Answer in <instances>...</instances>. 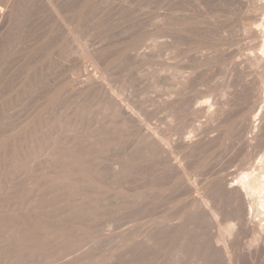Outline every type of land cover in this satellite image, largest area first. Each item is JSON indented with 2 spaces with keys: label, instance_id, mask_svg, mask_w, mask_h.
Segmentation results:
<instances>
[{
  "label": "bare ground",
  "instance_id": "6f19581e",
  "mask_svg": "<svg viewBox=\"0 0 264 264\" xmlns=\"http://www.w3.org/2000/svg\"><path fill=\"white\" fill-rule=\"evenodd\" d=\"M64 1L65 0H0V59L5 54L7 49H9L11 47H16L15 46L16 44L11 43V42H12V39H15V38L20 40L17 36L15 37L16 31L20 27H22L24 29V32H25V29L28 31L32 30V25H33L32 20L33 19L29 18V16H31L32 14L29 15V12H27V11L46 9L49 12V16H47L48 14H46L43 16V18L45 16L50 17V15L52 17V15H53V23L52 24L56 25L57 27H60L61 32H63L62 36H60L61 34L59 35L60 37L58 36L59 37V38H57L58 43L56 45V47H57L56 49L58 50L59 54L61 55L63 62L68 63L71 60H72V62H74V61L77 62L80 60V62L84 61V62L89 63V65L91 67L94 66V68H93L94 72L92 73V72L88 71V69L86 70V68L83 67L84 66L83 64L73 63V64H75L73 69L74 68L75 69L70 72L71 73L70 75H71V78H73V79L75 78V79L67 85L68 90L66 92V96L67 95L72 96V97L75 96V98H74L75 101H77L76 98H80L78 100L79 101L78 104H80V105L77 106L71 100V101H68V103L70 102L68 106H74L75 110L74 111H73V109L71 110V115H72L71 117L73 119L74 127L79 132H81L83 134L74 135V136H72L73 135L72 134L70 136H67V138H66L67 142L65 144L66 146L63 145V146H65V148H67V150L63 147V149L66 150V151H64L63 155H61L59 153V152L63 153V151L58 152L57 150H55V144L50 145L51 143H50L49 139L54 138V137L51 136L49 138L48 135L46 136L45 134L44 135L48 138L49 142L44 141L43 143H39L36 140V143L38 145L37 148L35 150H32L31 152H27V153L34 158L45 157V158H54L57 160L58 155L63 157L62 158L63 163H61L62 166L59 163L58 164L60 167H63V165H64V167H63L62 171H58V172H61V175L64 176V178L63 177H62L63 179L61 178L62 181H60L59 179H57V180H59L60 182L64 181L63 185L66 186L67 193L71 194V197H73V195H74V198L76 201L78 199V201L80 203L82 202V204H83L82 213L85 210L87 212L85 211L86 214L84 212L83 215H82V213H80V214L83 216V219L85 218L86 221L92 219L90 217L92 215H90V214H92L91 212L94 211L93 208L95 207L96 204H98V203L101 204V203H103V201H105V203H106L105 199H106L107 195H104V194H105V192L109 193L108 192L109 190L104 185H102L103 183L100 180V177L101 178L104 177L101 175L102 169H101V171L97 172V168H98V170L100 169L99 168V166H100V164H99L100 153H104V150H107V151L113 150V152H115L118 149V152H116V157L110 158V162H111L110 169H109L108 165H107L108 167L106 166V168H108L110 171V174H109L110 180L113 179L114 181L116 180V182H119V180L124 179V175L126 173H130V171H133V169L136 170L138 168L145 167L144 165H146L150 169V172L152 174L155 173L157 175V177L155 176L156 179L157 178L159 179V177L164 179V183L166 182V190L169 193L176 194V198L173 200V203H175V204H173V206H167V208L164 211L165 212L164 213L165 218L164 217H163L164 219L162 218L163 221L154 222V221H152V219H153L152 218V219H150L152 222H149L147 219V222H143L141 225H128L124 229H121L120 225L118 226L119 228H117L115 226L116 230L113 232V235L111 236V242L110 241L109 242H110V246H111V254L110 255H111V257H113L115 263H117V264H245V262H246V264H264V152L262 151L263 152L262 156L255 161H254L255 157H253V154H254L256 148H259V147H257L258 145L256 146V144H258L257 142H259V141H261L260 143L264 142V18L260 22L258 20V13L261 11H264V4L257 5V4L253 3L251 6L246 5L244 15L242 14L243 12L241 13L244 16V17H242L244 20L243 30L245 32L250 33V35L252 36L251 38H253V40L255 41V46L257 47L258 52L255 55H251V54L246 55L242 59L241 63H239V64H231L230 63L227 67L228 72L225 71L226 73L224 74V77L222 78V82L218 85V87L213 85L214 86L213 88H212V86L209 89L206 88L208 90L205 91L206 90L205 89L204 90L205 92L202 90H201L202 92H194V90L192 89L191 94H189L190 92H188L187 85L190 83L191 80H193V78L190 77L192 79L190 81H188L190 79L189 75L192 72V70L190 72V70H188V69H190L192 67H190V68L188 67V69H186L187 66L185 65L186 66L185 67L183 65V60L185 59V57L188 55V53L190 51H193L194 55L198 54L200 56L201 61H202V59H204V55L208 54L206 49H208L207 47H209V46H207V47L206 46H200L197 48L195 45L194 49L193 48H191V49L190 48H184L182 46L181 39H183V36L186 37L187 32H189V31L191 32V30L188 31V26L191 25L190 24L191 22L189 21L190 23L187 24L188 22L186 23V22L181 21V14L184 13V12L181 13V0H161V2H162V6L160 5L162 8V10H161L162 12H160L161 15H160V13L157 14L156 8H153V6H152L153 11L155 10V13L157 15L153 11H152V13L156 16H159V18L161 16L160 24L159 23L158 24L160 26L159 32H160L161 39H162L161 40L162 42L161 41L160 42L162 45V56H163V58H162V64L160 65V66H162V68H160L162 70V73H159V75L157 77V78H159L161 76V80L159 79L160 80L159 84H160L162 94L159 95V96H161L160 97L161 99L158 101L159 102L158 103L159 109L162 110L161 113L163 112V114H165V117H164L165 118V126H164L165 128H163L161 130V129H158L159 126L156 128H155V126L151 127L145 121H143V119H142L143 114H141L140 109L134 103H132L130 101V98H129L130 94L128 93L130 88L126 87L125 86L126 84H124V82H125L124 79H126L125 75H124V71H123V75L121 74L122 76H119L115 72L117 69H113V66H115V68H117L116 67L117 63H119L118 61L121 60V58H118L119 60H116V58H113V60H111L109 63L105 62L103 64V66H101L104 68H101L100 64L102 63V58H105L103 51H105L106 49L103 50L101 48L103 50V51H101L100 47L103 45H100V47H99V44L97 43L98 41H96V44L93 41L94 42L93 44H95V45L98 44L97 47H99L98 49L100 50V52L96 51V48H95V51L91 50L92 48L89 49V47L87 46L88 43L86 44L84 42L87 39L83 40V38H88L89 36L90 37L93 36V33L91 35H89L91 32L89 34L86 33L87 34L86 36L89 35L88 37L83 36L85 34V32H83V30L84 31L86 30V28L83 29V27L88 26V18L86 19L87 24L85 23L86 25L84 26V22H83L84 12L82 14V10L76 9V10H74L73 13H69V14L65 13L66 11L64 8L67 9L72 4H70L71 1L69 0V2H70L69 6L64 7V5H63ZM150 1L153 2V0H150ZM156 1H159V0H156ZM191 1H189V2H191ZM78 2H79V0H78ZM80 2L82 3V0ZM91 2H92V0H91ZM159 2H157V4H159ZM194 2H196V1H194ZM255 2H256V0H255ZM65 3H67V2H65ZM191 3H193V2H191ZM203 3H205V2H203ZM206 3H207V1H206ZM92 4H93V2H92ZM196 5H198V4H196ZM200 5H201V3H200ZM88 6H89V4H88ZM83 7H85V5ZM90 7H92V5H90ZM102 7H103V5H102ZM196 7L199 8V6H196ZM161 8H159V9H161ZM191 8L195 12L194 8L193 7H191ZM198 8H197L196 12L199 11ZM202 8H203V5L199 9H202ZM70 9H72V8L70 7ZM96 9H97V7H96ZM184 10H186L188 12L191 9H188V10L184 9ZM192 10H191V12H192ZM203 10H204V8L202 9V11ZM207 10H209V9H207ZM144 11H145V9H144ZM70 12H72V11L70 10ZM118 12H117V14H118ZM35 13H37V12H35ZM91 13H90V16H88L89 13L87 16L91 17L92 16ZM198 13L201 14L202 12H198ZM207 13L208 12H206V14ZM209 13H208V15H209ZM25 14L29 15L26 18L27 20L24 18ZM41 14H43V13L41 12ZM39 16H41V15H39ZM142 16L144 17V15H142ZM205 17H207V15H205ZM32 18H33V16H32ZM45 18H44V20H45ZM208 18H211V17H208ZM47 19L51 21V19H49V18H47ZM154 19H155V17H154ZM48 20L46 22H48ZM38 21L40 22V19ZM42 21H43V19H42ZM91 21H93V19H91ZM209 21L210 20H208V23H210ZM153 22H154V20H153ZM89 23H91L90 20H89ZM155 23H157V21H155ZM242 23H243V21H242ZM46 24H48V27H49V25L50 26L52 25L49 23H46ZM53 25H52V27H53ZM56 26H55L56 29L54 28L55 30H57ZM91 26H93V25H91ZM91 26H89V27H91ZM155 26L156 25H154V27ZM33 27H35V26H33ZM39 27H40V25H39ZM39 27L36 29H39ZM93 27H92V29H93ZM137 27H139V26H137ZM193 27H195V25ZM35 28H33V29L36 30ZM42 28H44V27H42ZM189 28H190V26H189ZM195 28H197V27H195ZM202 28L206 29L204 27H202ZM48 29H51V28H47V25H46L45 30H48ZM88 29H90L92 31L91 28H88ZM40 30H41V27H40L39 31ZM45 30H43V32ZM89 31L87 30L86 32H89ZM49 32H50V30L48 31V33ZM154 32H155V30H154ZM156 32H157V30H156ZM20 34H18V35H20ZM58 34L59 33H57V35ZM154 34L156 35V33H154ZM53 35H54V33H53ZM55 35H56V33H55ZM28 36L30 37V35H28ZM28 36H26V37H28ZM94 36L91 38H94ZM152 36H153V34H152ZM152 36L150 35V37H152ZM26 37H23V38L27 39ZM55 37H57V36H55ZM147 37L148 36H146V38ZM153 37H156V36H153ZM157 37L159 38V35H157ZM192 37H195V36L193 35ZM91 38H89L90 41H92ZM95 38H96V36H95ZM139 38L140 37H138L137 40H140ZM158 38H156V39H158ZM187 38L188 37H186V39ZM16 39L14 41H16ZM31 39H33V38H31ZM38 39H39V36H38ZM149 39H151V38H149ZM194 39H196V37ZM21 40H22V38H21ZM89 40H87V41H89ZM137 40H135V41H137ZM28 41L30 42V40H28ZM34 41H36V38ZM153 41L157 42L156 40H153ZM160 42H158V43H160ZM17 43H20V42H17ZM35 43L32 44V42H31V45L33 46ZM13 44H15V45L13 46ZM126 44H127V46L129 45L128 43H126ZM130 44H131V42H130ZM133 44H134V41H133ZM140 44H143V43H140ZM17 45L20 46L19 44H17ZM23 45H24V43L21 45V47ZM26 45H27V47L30 46V45L28 46V42L26 43ZM137 45L138 44H134V47L128 48V49H130L128 51L123 50L124 52H122L123 54H121V55L123 56V55H125L126 52L128 53L131 50L137 51L139 49V46H137ZM150 45H152V44H150ZM143 46H144V44H143ZM143 46H141V47L143 48ZM38 47H43V46H38ZM151 47H153V46H151ZM29 48H31V47H29ZM29 48H27V49H29ZM93 48H94V45H93ZM153 48H155V46ZM47 49H49V47ZM47 49H46V51H47ZM123 49H124V47H123ZM13 50L14 49H12V51ZM19 50H17V51L15 50V51L17 53H19L20 52ZM24 50H22V51H24ZM32 50H31V52H34V50L33 51ZM43 50H45V49H43ZM22 51H21V53L23 54ZM28 51H26V52H28ZM46 51H45V53H46ZM110 51H112V50H110ZM40 52H42V51H40ZM13 53H15V52H13ZM13 53H12V55H13ZM25 53L23 54L24 56H25ZM38 53H39V51H38ZM106 53H107V51H106ZM140 53H142V52H140ZM34 54H36V52H34ZM8 55L9 54H6L3 57H6ZM23 55H22V57H24ZM30 55H32V53ZM107 55H109V54L107 53ZM20 56H19V59L22 60L21 59L22 57L20 58ZM46 56H48V55H46ZM122 56H120V57H122ZM32 57H34V56H32ZM201 57H203V58H201ZM7 58H10V56ZM11 58H12V56H11ZM15 58L13 57V59H15ZM58 58H60V57H58ZM26 59H27V57H26ZM34 59L35 60H32L34 62H31L32 65H34L35 62L42 64L43 62L47 61L43 57H40V56H39V59H36V58H34ZM152 59H154V58H152ZM209 59H210V56H209L208 60ZM8 60H10V59H8ZM11 60H10V62L12 64V61H14V60H12V61ZM15 60L17 62V59H15ZM50 60L54 61V59H50ZM50 60L48 62H50ZM213 60H215V59H213ZM4 61H6V60H4ZM23 61H25V60H23ZM23 61H21L22 64H23ZM197 61H200V60H197ZM233 61H235V60H233ZM25 62L27 63V61H25ZM56 62H58V61H56ZM121 62H122V60H121ZM59 63H61V62H59ZM184 63H185V61H184ZM200 63H202V62H200ZM11 64H9V68L11 67L10 66ZM111 64L113 66H111ZM127 64H129V63H127ZM188 64H189V62H188ZM202 64H205L203 66H206V61L203 62ZM13 65H14V63H13ZM29 65H30V61H29ZM54 65L52 67H54ZM66 65L67 64H65V66ZM4 66H5V64H4ZM6 66H8V65H6ZM23 66L24 65H22L21 69L23 68ZM34 66H36V65H34ZM14 67H15V65H14ZM16 67H18V70H20L19 65H17ZM27 67H28V65H27ZM31 67H33V66H31ZM39 67H40V65H39ZM46 67H48V66L46 65ZM60 67H62V66H60ZM197 68H198V65H197ZM15 70H16V72H18L17 68H15ZM34 70H35V68H34ZM41 70L43 71V69H41ZM41 70L40 71L38 70L39 73H41ZM113 70H115V71H113ZM229 70L231 73L229 72ZM22 71H23V69H22ZM26 71H28V70H26ZM45 71H47V70H45ZM61 71H63L62 68H61ZM232 71L233 72L240 71L241 74L243 73L242 74L243 79H244L243 81L247 85V91L245 94L247 99L242 103L240 102V104L238 103L239 101L236 100V96L234 95V91L231 90L232 85L230 84V81H229L231 78L227 79V75L231 76V75L236 74V73L233 74ZM0 72H1V69H0ZM10 72H9V74H11ZM32 72H35V71H32ZM37 72L34 76L37 75ZM66 72H67V70H66ZM120 72H122V71H120ZM47 73L49 74V72H47ZM1 74H2V72H1ZM13 74H14V72H13ZM15 74H17V73H15ZM43 74H46V72H42V76H44ZM56 74H58V73H56ZM59 74H60V71H59ZM61 74H63V73H61ZM125 74L127 75L126 72H125ZM27 75H28V73L26 74V76ZM82 75H84V78ZM152 75H154V74H152ZM11 76H13V75H11ZM11 76H10V78H11ZM14 76H13V78H14ZM39 76L42 77L41 75H39ZM39 76L37 75L38 78H39ZM67 76H69V74ZM81 76H82V78H80ZM118 76L122 77V79L121 78L118 79L119 78ZM19 77H21V74ZM45 77H47V74ZM21 78L24 79L25 77L24 78L21 77ZM32 78H34V77H31V79ZM50 78H51V76H50ZM39 79H37L35 85L38 84ZM55 79H56V77H55ZM64 79H66V78H64V76H63V80ZM11 80H12V78H11ZM75 80L77 82L74 83ZM144 80H146V79H144ZM29 81H31V80H29ZM56 81H54V82H56ZM59 81H57V82L60 84ZM19 82L21 83L22 80L20 81V79H19ZM50 82L49 83L46 82V83L50 84ZM54 82H53L52 88H54L55 84H58V83H54ZM66 82H67L66 80H65V83L63 81V83L65 85H66ZM158 82L156 83V85L158 84ZM31 83H32V81H31ZM31 83L28 86L31 85V87H32L33 83L32 84ZM63 83L61 81V85ZM23 84H21V85H23ZM27 84H25V85H27ZM41 84H42V82H41ZM11 87L13 89V87H15V86L12 84ZM41 87H45V85L41 86ZM59 87L62 89V87L60 85H59ZM157 87H158V85H157ZM32 88H34V87H32ZM35 88H37V87H35ZM189 88L191 91L192 87L190 86ZM27 89H25V90H27ZM45 89H46V87H45ZM56 89H59V88H56ZM61 89H59V90H61ZM59 90L55 91V93L53 92L54 94H51V95L49 93V96L47 99H46V97H47L46 95H45L46 97L42 96V97H45L44 99L46 100V103L48 102V104H50V107L56 106L57 99H60L62 97L61 95H60L61 97L58 96L62 92ZM131 90H133V89H131ZM197 90L200 91V88L199 89L197 88ZM15 91H17V90H15ZM34 94H36V93H34ZM42 94H43V92H42ZM13 95L15 96L14 93H13ZM16 96H17V94H16ZM63 97H64V95H63ZM64 98H66V97H64ZM6 100H8V99H6ZM66 100H67V98H66ZM42 102L43 101L41 100L40 103H42ZM23 103H25V102H23ZM46 103H44V105ZM68 103H66V104H68ZM48 104H47V106H48ZM37 106L39 108L41 107L40 104ZM37 106H36V108H37ZM93 106H95L96 109L99 108L101 113L96 114L95 112L97 110H94L95 111L94 112L92 110ZM30 107H32V105ZM95 108H93V109H95ZM31 109L32 108H30L27 111H31ZM47 109H46V112H47ZM155 109L157 110V108H155ZM33 110L34 109H32V111ZM36 110H38V109H36ZM90 111H93V113L95 115H98V119H96L97 117L94 118L93 113H91ZM36 112H38V111H36ZM78 112H79V114H78ZM40 113H41V111H40ZM85 114L89 115V116H90V114H92V117L94 119H96V121L94 120V125L92 126L94 128L92 130L93 132H91L87 136L85 135V133H87L86 130L89 128V125L88 124L85 125L83 122V119H82ZM42 115H43V113H42ZM78 115L80 117H78ZM199 117L203 118V122L201 124H198L196 122L197 125H194L192 122L195 119L197 120V118H199ZM52 118H53V116H52ZM20 119H22V122H24L23 120H25L26 118H24V119L20 118ZM32 119L30 121L31 124L33 123ZM45 119H43V120L41 119L43 121V123L46 122ZM42 121H40V122H42ZM219 121H220V125H217V126H220V129H218L216 127V131L218 132V134H220V136H224V138H225V136H227V138L230 139L235 146H237L239 148L241 147L240 149L243 150L242 151L243 156L241 155V158L236 161L237 163L235 165V168H233V169L228 170L230 168V166H232V165L229 166L226 164V166L224 165L221 168L222 164L219 165L220 167H218L217 165H215V162H212V163H214L212 165H214V167H215V169L213 167L215 172H213L214 171L213 170V171H210L213 173H205V172H203V170L201 171V169L198 170V167H199L198 165L195 166V163L197 164V162H195L194 164H191V162L193 163V161L189 160V158H191V156L194 155V152H196L198 150L201 151L202 149H205L203 147H205L209 142L212 143V141L216 135L210 136L211 135L210 133H212L214 131V127H213L214 124L216 125V123ZM27 122L28 121H26V123ZM40 122L34 123V124L40 125ZM50 122H52L53 124L55 122V124H56V121L53 122V119H52V121H49L48 126L49 125L52 126V124H50ZM88 122H90V117H89ZM91 122H92V120H91ZM185 123H190L189 124L190 129L188 132L192 133V136H185V134L188 132H185V130L182 131L181 128L178 130V128L181 125L184 126ZM31 124L26 125L24 127V129H27L30 126H33V128H32L33 129V133H32L33 135H32V137H30V138H33L32 140H34L35 134L38 133V134L42 135L43 133H46V132L42 133L43 130L41 131V129L35 128L37 125L34 126V124H32V125ZM41 126H43V125H41ZM51 126H49V127H51ZM46 127L47 126L45 124V128ZM49 127H47V128L49 129ZM9 128H10V126H9ZM18 128L22 129L21 126L20 127L18 126ZM52 128H54V127L52 126ZM68 128H71V127H68ZM48 129H46V130L49 131ZM28 130H30V129H28ZM170 130H174V131H170ZM13 131H16V130L13 129ZM51 132L52 131H50V134H51ZM26 133L27 132H25V135H26ZM19 134L22 135V133H20V132H19ZM47 134H48V132H47ZM4 135H7V134H4ZM120 135H125L126 138L123 137L125 139L123 140V138H122V140H120ZM212 135H214V134L212 133ZM18 136L20 137V135H18ZM27 136H29V135L27 134ZM6 137H4V138H6ZM30 138H27V141L29 139L30 144H31L32 142H31ZM39 138H41V136ZM47 138H46V140H47ZM260 139H262L263 141ZM5 140H3L2 142H5ZM11 140H13V139H11ZM14 140H15V138H14ZM18 141H20V140L18 139ZM16 142H17V140H16ZM20 142H22V141H20ZM24 142H26V140H24ZM54 142L56 143L57 140H54ZM7 143H9V142H7ZM33 143H35V142H33ZM210 143H209V146H210ZM6 145H8V144H6ZM32 145L35 146L34 144H32ZM59 145H60V143L58 144V146ZM9 147L11 148V146H9ZM24 147H27L28 149L27 148H25V149L30 151V147L28 144ZM32 148L34 149V147L31 146V149ZM1 150H3V149H1ZM26 150L25 151L22 150V151L26 152ZM15 151H16V149H15ZM24 152H21V154ZM208 152L210 153V151H208ZM27 153H26V155H27ZM110 153H111V151H110ZM192 153H193V155H192ZM250 153H251V155H250ZM9 154H11V153H9ZM13 154H14V151H13ZM15 154L17 155V153H15ZM104 154L102 155L103 157L105 156ZM111 155L112 154H110V156ZM259 155L260 154H258V156ZM1 156L2 155H0V157ZM11 156L13 158V155H11ZM61 157L58 159V162H60ZM25 159H26V157H25ZM25 159H24V161H25ZM28 160L30 161L31 159L29 158ZM50 160H52L51 162H53V163L56 161V160L53 161V159H50ZM18 161H19V159H18ZM46 161L47 160H45V162ZM33 162H35V161H33ZM28 163L29 162H27V164ZM43 163H44V161H43ZM105 163L103 165H105ZM44 164H46V163H44ZM207 165H209V163ZM56 166H55V169H56ZM81 166L82 167L88 166V169H90V170H91V168L95 167V169H94V170H96L95 172L98 173V176L101 175V176L97 177V178H99L101 183H99V180L97 178H92L95 175V172H94V175H92V177H90V174H92V171H90L91 173L89 172L90 174H88V175L84 172H83L84 174L79 173L80 175H77L76 174L77 170ZM47 167L48 166H46V168ZM60 167H58V168H60ZM196 167H197V170H195ZM48 168H50V167H48ZM210 168H212V166ZM55 169L54 170L52 169L54 172L53 174H56ZM52 170H51V172H52ZM142 170H143V168H142ZM82 171H84V169ZM106 171H107V169H106ZM42 173H44V171ZM87 173H88V171H87ZM192 174H194V176H192ZM51 175H52V173H51ZM131 176H135V175H130V177ZM136 176H135V178H136ZM60 177L61 176H58L57 178H60ZM127 177H126V179H127ZM142 177H145V176H142ZM151 177L153 178L152 175H151ZM93 179H97L98 181H95V180L93 181ZM103 179H105V177ZM107 180H109V179H107ZM133 180L131 179V181H133ZM137 180H138V176H137ZM50 181H51V179H50ZM103 181L107 182L106 180H103ZM156 181H158V180H156ZM105 182H104V184H106ZM116 182H114V183H116ZM10 183H11V181H10ZM110 183H111V181H109V184ZM153 183H155V182H153ZM55 184L57 185L58 183L56 182ZM116 185H118V184H115L113 186L116 187ZM157 185H159V184H157ZM61 186L62 185H59V187H61ZM110 186L112 187V184H110ZM142 186H143V183H142ZM151 186H154V185L151 184ZM117 187H119V186H117ZM155 187H156V184H155ZM73 188H74V191L76 194L73 192ZM63 189H65V188H63ZM121 189L120 190L118 189L119 191L113 192V194H111V196H110V197H112L111 199H113L112 204L113 205L115 204V206H118V210L120 209L119 208L120 205H125V202H128L131 199V194H132V193L130 194L129 191L127 192L128 188L125 189V191L121 190ZM147 189H148V187H147ZM156 189H158V188H156ZM159 189H160V187H159ZM131 191H132V189L130 190V192ZM155 191H157V190H155ZM135 192H137L136 195L139 199V202L141 203L143 201V194H142L143 192L142 193L140 191H135ZM165 193H167V192H165ZM4 194H6V192ZM136 195H135V197H136ZM152 195H153V192H152ZM164 195L165 194H162V196H164ZM148 196H150V195H148ZM7 197H9V196H7ZM156 198H158V197H156ZM68 200H70V198ZM109 200H110V198L108 199V201ZM146 200L148 201V199H146ZM78 201H77V203H78ZM127 205L128 204L126 203L125 208ZM109 206H110V204H109ZM115 206H113V207H115ZM137 206H139V204H137ZM120 207H123V206H120ZM129 207H127V208H129ZM91 208L93 209L92 211H91ZM16 209H18V208H16ZM72 209L66 208V210H67L66 213L68 212V210L71 211ZM130 209H132V208H130ZM22 212H24V211H22ZM100 212L102 214V211H100ZM132 212H133V210H132ZM132 212H130V216L132 215L131 214ZM136 212L138 213L139 211H136ZM144 212H146V211H144ZM70 213H73V211ZM55 214H56V212H55ZM58 214L60 215V213H58ZM93 214L94 215L92 217H94L96 215V213H94V212H93ZM169 214H170V216L168 218ZM69 215L72 216V214H69ZM154 215L161 216L160 214H153V216ZM62 216H64V215H62ZM97 216L94 217L95 220H96V218H98ZM140 216H142V215H140ZM140 216L138 215V218ZM191 216H192L194 221L191 220L192 221L191 223H187L186 219L188 217H191ZM133 217H135V216H133ZM133 217H132V220H133ZM136 217H137V215H136ZM143 217H144V215H143ZM203 217H206V219H209L208 221H210V220L213 221L212 224H214L216 226L215 229H217L216 235L213 234V232L216 233V231L213 230L210 232H212V234L214 236H212V234H211V237L207 236L208 232L206 233L207 230L206 229L204 230V227H205V226H203L204 223L203 224L201 223L202 222L201 219H203ZM103 218H105V217H103ZM140 218H142V217H140ZM140 218L138 219L139 222H140ZM146 218L147 217L142 218V219H146ZM192 218H190V219H192ZM92 220H94V219H92ZM73 221H74V219H73ZM119 222H121V221H119ZM119 222L118 223L116 222V224H119ZM208 224H209V222H208ZM47 225H49V224H47ZM121 225H123V224H121ZM2 226H4V225H2ZM49 227H52V226H49ZM53 227L55 228V226H53ZM212 227L213 226H211L210 228H212ZM63 228H64V226H63ZM107 228H108V226H107ZM206 228H208V227H206ZM210 228H208V230ZM37 229H39V228H37ZM77 229H78V227H77ZM82 229H83V227H82ZM74 230H76V227L74 228ZM28 231H30V230H28ZM79 231H80V229H79ZM31 232H29V233H31ZM48 232H49V230H48ZM71 233H73V232H71ZM13 234H14V232H13ZM38 234H39V232H38ZM22 235H24V234H22ZM92 235H94V234H92ZM40 236H42V235H40ZM246 236H248L249 238H247L248 239L247 241L244 239L245 240V242H244V240L242 238H244V237L246 238ZM84 237L88 238V236H85V235H84ZM92 237H95V236H92ZM86 238H84V239H86ZM88 239H86V242L83 240L84 243L82 241H80L83 243V244L80 243V245L85 244L84 246L87 247L85 249L82 248L81 251H83V252L80 251L82 253V256H88L90 253L87 250H89L91 247H93L96 244V241L94 242L93 240H91V242H88ZM241 239L243 240L244 244L240 243V242H242V241H240ZM9 240H10V238H9ZM30 240H32V239H30ZM44 240H47V239L44 238ZM38 242H39V240H38ZM219 242H220V244L222 242L221 248L218 247V246H220V245H218ZM3 243H4V241H3ZM24 243H26V242H24ZM28 243H30V242H28ZM53 243H54V241H53ZM77 243H79V242H77ZM16 244H18V243H16ZM240 245H242V246H240ZM13 247H15V246H13ZM72 247H73V245H72ZM99 247H100V245H99ZM29 250H30V248H29ZM33 250H34V248H33ZM0 251H1V249H0ZM2 251H4V249ZM47 252H49L48 249H47ZM35 253H36V251H35ZM95 254L97 255V253H95ZM101 255L103 256L104 254H100L99 255L100 257L99 256L98 257L101 258ZM89 256H91V255H89ZM1 258H3V257H1ZM103 258H105V257H102L101 259H103ZM28 261H29V259H28ZM101 262H102V260H101Z\"/></svg>",
  "mask_w": 264,
  "mask_h": 264
},
{
  "label": "rangeland",
  "instance_id": "374dc122",
  "mask_svg": "<svg viewBox=\"0 0 264 264\" xmlns=\"http://www.w3.org/2000/svg\"><path fill=\"white\" fill-rule=\"evenodd\" d=\"M70 1H71V3L69 2V0H65L64 1V4H63L64 7L65 6L68 7L69 6V3L72 4L71 6H69V8H67V9L64 8L65 11H66L65 13H67V14L73 13L74 10H76V9L82 10V14H83V12L85 14V15L83 14V16H84L83 17L84 26L87 24V20L86 19L88 18V26L83 27V29L86 28L85 31L83 30V32H85V34L83 36L84 37H88L92 33H93V36L94 35L96 36V38H95V36H94V38H91L93 36H91V37L89 36L88 38H83V40H85V39L89 40V38L92 39V41H90V40L89 41H87V40L84 41L86 44L88 43L87 46L89 47V49L92 48L91 50H94L95 51V48H96V51H99L100 52V50L98 49L100 47V45H103V46L100 47V49L101 48L103 50L106 49L105 51H103L101 49V51H103V53H104L105 58H102V63L100 64V67L103 66V64L105 62H108L109 63L111 60H113V58H116V60H119L118 58H121L122 62H121V60L118 61L119 63L120 62L121 63L120 64L117 63V66H116L117 68H115V66H113L112 64H111V66H113V69H117L116 71L115 70H113V71H115L119 76H122L123 75V71H124V75H125V78H126V79H124L125 80L124 84H126L125 85L126 87L130 88L129 91H128V93L130 94L129 95L130 96L129 97L130 98V101L132 103H134L140 109L141 114H143L142 115L143 121H145L149 126H151V127L155 126V128L159 126L158 129H161V130L163 128H165L164 127L165 126V118H164L165 117V114H163V112L161 113L162 110L159 109V104H158L159 103L158 101L161 99L160 98L161 96H159V95L162 94V91H161V88H160V84H159L160 83V80H161V76L159 78H157L158 75H159V73H162V70L160 69V68H162V66H160V65L162 64V58H163V56H162V45H161V42H162L161 40L162 39H161V35H160V32H159L160 31L159 24H160L161 16H160V18H159V16H156L158 13L162 12L161 11L162 10V8H161V6H162L161 0H159L160 2L159 1H156V0L155 1L153 0L154 3L152 1H150V0L149 1L148 0L147 1L146 0H127V1L126 0H113V1L112 0H97V1L96 0H92L93 4H92L91 0L90 1L89 0H82V3L80 2L81 0H79V2H78V0H76L77 2L75 0H70ZM189 1H191V0H181V13L184 12L183 14H181V21L186 22V23L188 22L187 24H189L191 22L190 23L191 25H189L190 28L188 26V31L191 30V32L189 31L190 33L189 32H187L188 34L186 33V37H188L187 39H186L185 36H183V39H181L182 46L184 48H190V49L191 48L194 49L195 48L194 47L195 45H196L197 48L200 47V46H206V47L209 46V47H207L208 49H206L208 54H205L204 55V59H202V61H201L200 56L198 54L197 55H194L193 51H190L188 53V55L185 57V59L183 60V65L184 66L185 65L187 66V67L185 66L186 69H188V67L189 68L192 67V68H190L188 70H190V72L192 70V72L189 75V78L192 77L193 80H191L192 78H190L188 80V81L191 80L190 83L188 82L189 83L188 84L189 86L187 85L188 92H190L189 94H191L192 93V89L194 90V92H202L206 88H208V89L211 88V86H212V88L214 86L218 87V85L222 82V78L224 77V74L226 72H228V68L227 67H228V65L230 63L231 64H239V63H241L242 59L246 55H248V54L255 55L258 52L257 51V47L255 46V41L253 40V38H251L252 36L250 35V33L249 32H245L243 30L244 20H243L242 17H244L243 15H244V12H245V9H246V5H248V6L250 5L251 6L253 3L254 4H257V5H261V4H264V0H256V2H255V0H240V1L239 0H203V1L202 0L201 1L200 0H192L191 2H193V3L189 2ZM194 1H196L197 3L194 2ZM206 1H207V3H206ZM65 2H67V3H65ZM157 2H159V4H157ZM203 2H205V3H203ZM87 3L89 4V6H88ZM200 3H201V5H200ZM196 4H198V5H196ZM82 5L83 6L85 5V7H83ZM90 5H92V7H90ZM102 5H103V7H102ZM202 5H203V8H204V10H203L204 12L202 11L203 8L202 9H199V8H201ZM152 6H153V8H156L157 14L155 13V10L153 11ZM196 6H199V8L196 7ZM70 7L72 9H70ZM96 7H97V9H96ZM191 7L194 8L195 12L192 10ZM159 8H161V9H159ZM197 8L199 10L198 12H202L201 14L198 13V12H196L197 11ZM144 9H145V11H144ZM184 9H187V10L188 9H191L192 12H191V10L187 12ZM207 9H209V10H207ZM70 10L72 12H70ZM152 11L156 15H154L152 13ZM205 11L208 12V13L210 12L209 13L210 16L208 15V13L206 14ZM27 12H29V15L30 14H32V15L29 16L28 14L27 15L25 14L24 15V18L26 19L27 16H29L30 19H33L32 20L33 21L32 30L31 31H28V30L25 29V32H24V29L22 27H20L16 31L15 37L17 36L20 40L22 38V40L20 41V40H18V39H16L14 37L16 39V41H14L15 39H12V42L11 43H15L16 45L13 44V46L15 45L17 48L16 47H11V48L7 49L6 52H5V54L3 56H5L6 54H9V55L6 56V57H3L2 56L1 59H0V66H1L0 69H1V72H2V74L0 72V76H1L0 77V152H1L0 155H2L0 157V159H1L0 160V230L2 229L0 231V249H1V251H0V264H93V263L94 264H102V263L103 264H117V263H115L113 257H111V255H110L111 254V246H110L111 236L113 235V232L116 230V227L119 228L118 226L120 225L121 229H124L128 225H141L143 222H147V219H148L149 222H152V221H154V222H156V221H163V219L165 218V216H164V213L165 212L164 211L167 208V206H173V204H175V203H173V200L176 198V194L169 193L166 190V182L164 183V179L163 178H160V177H159V179L158 178L156 179L157 175L155 173L152 174L150 172V169L146 165H144L145 167H142L143 170H142V168H138L136 170L133 169V171H130L131 174L130 173H126L124 175V179H121L123 182L121 180H119V182H116V180L114 181L113 179L110 180V177H109V174H110L109 169H110V164H111L110 158L116 157V152H118V149L115 152H113V150H110L111 153H110L109 150L108 151L107 150H104V153L105 154L104 153H100V159H99V164H100L99 168L100 169L98 170V168H97V172L101 171V169H102L101 175L104 176L105 179H103L104 177L103 178L100 177V180L103 183L102 185H104L109 190L108 191L109 193L105 192V194H104V195H107V197L105 199L106 200V203H105V201H103L104 204L103 203H101V204L98 203L93 208L94 209L93 212L96 213V215L94 217H96L98 215L97 216L98 218H96L97 221L95 220L94 217H92L94 215L93 212H91L92 214H90L92 216H90V215L89 216L92 219H94L95 221L92 220V219L86 221L85 218L83 219V216H82L84 214V212L86 211L85 210L82 213V211H83L82 210V207H83L82 202L80 203L78 201V199L76 198L77 201H78V203H77V201L74 198V195H73V197H71V194L67 193V190H66L67 188H66V186L63 185L64 184L63 183L64 181L63 182H60L64 178V176L61 175V172H58V171H62V169L64 167V165H63V167H60L59 166V164L62 166L61 163H63V160H62L63 157H61L60 155H58V157L59 156L61 157L60 162H58V159L60 157L58 158L57 156H56L57 157V160L54 159V158H45V157H43V158L42 157H40V158L39 157L38 158H34V157H32L31 155H29L27 153V152H31L32 150H35L37 148L38 145L36 143V140L39 143H43L44 141H48V138L46 137L48 135L49 138L51 136L54 137V138H50L49 139V141L51 143L50 145H54L55 144V150H57L58 152L59 151H63V153L62 152H59L61 155H63L64 154V151L67 150V148H65V146H66L65 144L67 142L66 141L67 136H70L72 134H73L72 136L83 134V133L79 132L74 127L73 119L71 117L72 116L71 115V110L72 109H73V111L75 110L74 106H68L69 103H70V102L68 103V101H71V100L77 106L80 105V104H78L79 103L78 100L80 98H76V100L78 101L77 102L74 99L75 96L74 97L68 96V95L66 96V92L68 90V86L67 85L69 83H71L75 79V78L74 79L71 78V75H70L71 73L70 72L75 69V68L73 69V67L77 63L83 64L84 65L83 67H85L86 70L88 69V71H90L92 73L94 72V70H93L94 66L91 67L89 65V63L84 62V61L83 62H80V60H79L77 62H75V61L72 62V60H71L68 63H64L63 62L61 55L59 54L58 50L56 49L57 48L56 45L58 43V39L57 38H59L60 36H62L63 32H61V28L60 27H57L56 25H53L52 24L53 23V15H52V17H51V15H50V17H46L45 16L46 18L44 17L45 18V20H44V18H43L44 15L48 14L47 16H49V12L46 9H40V10H35V11H27ZM35 12H37V13H35ZM41 12L43 14H41ZM117 12H118V14H117ZM88 13H89V15H88ZM90 13H91V15L93 17L92 16L91 17H88V16H90ZM39 15H41V16H39ZM142 15H144V17ZM160 15H161V13H160ZM205 15H207V17H205ZM32 16H33V18H32ZM154 17H155L156 20L154 19ZM208 17H211V18H208ZM47 18L51 19V21L48 20ZM263 18H264V11H261V12L258 13V20H259V22L261 20H263ZM39 19H40V22L38 21ZM42 19H43L44 22L42 21ZM91 19H93V21H91ZM207 19L210 20L209 21L210 23H208V20ZM47 20H48V22H46ZM89 20H90L91 23L92 22L93 23L92 24L89 23ZM153 20H154V22H153ZM155 21H157V23H155ZM242 21H243V23H242ZM46 23L52 24L53 27H52V25L51 26L49 25V27H48V24H46ZM39 25H40L42 31L41 30L39 31V29H40ZM46 25H47V28H51V29L45 30L46 29ZM91 25H93L94 27L91 26ZM154 25H156L157 27L156 26L154 27ZM194 25L197 28L193 27ZM33 26H35V27L37 26L36 28L39 27V29H36ZM55 26L57 27V30H55L56 29ZM89 26H91V27H89ZM137 26H139V27H137ZM42 27H44V28H42ZM92 27H93V29H92ZM202 27H204L206 29H203ZM33 28H35L37 31L34 30ZM88 28H91L92 31L90 29H88ZM43 30H45V31L43 32ZM49 30L51 32V33L49 32L50 34L48 33ZM87 30L88 31L90 30V31L89 32H86ZM154 30H155V32H154ZM156 30H157L158 33L156 32ZM19 32L20 33L22 32V33L20 34ZM53 33H54V35H53ZM55 33H56V35H55ZM57 33H59V34L57 35ZM86 33H88V34L90 33V34L88 36H86L87 35ZM154 33H156V35ZM18 34H20V35H18ZM152 34H153V36H156V37H153ZM28 35H30V37ZM150 35L152 37H150ZM157 35H159V38L160 39L157 37ZM193 35L196 37V39H194L195 37H192ZM26 36H28V37H26ZM38 36H39V39H38ZM55 36H57V37H55ZM146 36H148L151 39H149L148 37L146 38ZM23 37H26L28 40H30V42L27 39H24ZM138 37H140L139 39L140 40L142 39V40L141 41L140 40H137ZM31 38H33L34 40L36 38V41L37 40L38 41L36 42L33 39H31ZM156 38H158V39H156ZM25 40L28 42V46L30 45L29 47H31V48L27 47V45H26L27 42ZM135 40H137L138 42L135 41ZM153 40H156L157 42H154ZM93 41L95 42V44H96V41H98L97 43L99 44V47H97L98 44L97 45L93 44L94 43ZM133 41H134V44H138L137 46H139V49L137 51L135 50L136 52L134 50H131L128 53L126 52L125 55L122 56L121 55V54H123L122 52H124L125 50L128 51V50H130L128 48L134 47ZM17 42H20V43H17ZM31 42H32V44L35 43V42L37 44L35 43L36 45L34 44L32 46L31 45ZM130 42H131V44H130ZM158 42H160V43H158ZM23 43H24L23 46L26 49L23 46L21 47V45ZM126 43H128L129 45L127 46ZM140 43H143L144 46H143V44H140ZM17 44H19L20 46H18ZM92 44L94 45V48H93V45ZM150 44H152V45H150ZM37 45L38 46H43V47H38ZM141 46H143V48ZM151 46H153V47L155 46V48H153ZM48 47H49V49H47ZM123 47H124V49H123ZM27 48H29V49H27ZM12 49H14V50L12 51ZM32 49L34 50V52H36L37 55L34 54V52H31ZM43 49H45V50H43ZM46 49H47V51H46ZM15 50L16 51L19 50L20 52L17 53ZM22 50H24L25 52L29 50L28 51L29 53L28 52L25 53ZM110 50H112V51H110ZM21 51L23 52V54L25 53V56L21 53ZM38 51H39V53H38ZM40 51H42V52H40ZM45 51H46V53H45ZM106 51H107V53L109 55H107ZM13 52H15L16 54L13 53ZM140 52H142L143 54L140 53ZM12 53H13V55H12ZM20 53L25 58L22 57V55ZM31 53H32V55H30ZM38 55L40 57H43L47 61L43 62L42 64H39L38 62H35L34 65H36V66H34V65L31 64V62H34V61H32V60H35L34 58L39 59V56ZM46 55H48V56H46ZM9 56H10V58H7ZM11 56H12V58H11ZM19 56H20V58L22 57L21 58L22 60L19 59ZM32 56H34V57H32ZM53 56L54 57L56 56V57L54 58ZM120 56H122V57H120ZM209 56H210V59L208 60ZM13 57L14 58L16 57L15 59H17V62H16L15 59H13ZM26 57H27V59H26ZM58 57H60V58H58ZM49 58L50 59H54V61L53 60H50ZM152 58H154V59H152ZM201 58H203V57H201ZM8 59L14 60V61L11 60L12 61V64H11L10 60H8ZM196 59L197 60H200V61H197ZM213 59H215V60H213ZM4 60H6V61H4ZM23 60L27 61V63L25 61H23ZM28 60L30 61V65L33 66L35 68V70H34L33 67H31L29 65V61ZM49 60H50L51 63L48 62ZM233 60H235V61H233ZM21 61H23V64H22ZM56 61H58V62H56ZM184 61H185V63H184ZM205 61H206V66H203L205 64H202V63L205 62ZM59 62H61V63H59ZM188 62H189V64H188ZM200 62H202V63H200ZM13 63L15 65V67H14ZM44 63L48 67H46V65ZM73 63H75V64H73ZM127 63H129V64H127ZM4 64H5V66H4ZM9 64H11L10 65L11 66L10 68H9ZM65 64H67V65L65 66ZM6 65H8V66H6ZM17 65L20 66L19 67L20 70H18V67H16ZM22 65H24L26 67L25 68L23 66V68H22L24 72L21 69ZM27 65H28V67H27ZM39 65H40V67H39ZM53 65H54V67H52ZM197 65H198V68H197ZM60 66H62V67H60ZM15 68H17V71L18 72H16ZM61 68H62L63 71H61ZM101 68H104V67H101ZM41 69H43V71ZM26 70H28V71H26ZM38 70L39 71L41 70V73H39ZM45 70H47V71H45ZM58 70L60 71V74L63 73V74H61L62 76L59 74V71ZM66 70H67V72H66ZM32 71H35V72H32ZM120 71H122V72H120ZM9 72L11 74H9ZM13 72H14V74H13ZM36 72H37V75L38 76L39 75L42 76V72H46L47 77H45L46 74H43L44 76H42V77L39 76V78H40L39 79L37 77V75L34 76L36 74ZM47 72H49V74ZM125 72L127 73V75L125 74ZM229 72H230V70H229ZM238 72H233V74L236 73L235 75H231V76L230 75H227V79L228 78L229 79L231 78L229 80L230 81V84L232 85V87H231L232 89L231 90L234 91V95L236 96V100H238L239 101L238 103L240 104V102L242 103V102H244L247 99L246 98V95H245L246 94V91H247V85L243 81L244 80L243 79V75H242L243 73L241 74L240 71H238ZM15 73H17V74H15ZM27 73H28V75L26 76ZM56 73H58V74H56ZM20 74H21V77H23V78L25 77V78L22 79L21 77H19ZM68 74H69V76H67ZM152 74H154V75H152ZM11 75H13V76L15 75L14 78ZM10 76H11L12 80H11ZM50 76H51V78H50ZM63 76L66 79L63 80ZM82 76L84 78V75H82ZM82 76L80 78H82ZM31 77H34L32 79L35 82L31 79ZM55 77H56V79H55ZM120 78L122 79V77H119L118 79H120ZM19 79H20V81L22 80V82L24 84L22 82L20 83L19 82ZM37 79H39V82H38L37 85H35ZM144 79H146V80H144ZM29 80H31L32 83L33 82L34 83L32 84L31 81H29ZM56 80L57 81L60 80L59 81L60 84ZM65 80L67 81L66 82V85L64 84L65 83ZM54 81H56V82H54ZM61 81H62V83L64 81V83L62 84L63 86L61 85ZM41 82H42V84H41ZM46 82H48V83L50 82L51 85L50 84H47ZM53 82L54 83H58V84H55L54 88H52L53 87ZM75 82H77V81L75 80L74 83ZM157 82H158V84H157L158 87L156 85ZM30 83L32 84V87H34V88L37 87V88L34 89V88L31 87V85L28 86ZM12 84L15 86V87H13V89L11 87ZM21 84H23V85H21ZM25 84H27V85H25ZM24 85L27 88L28 87L29 88L27 89ZM44 85H45L46 89H45V87H41V86H44ZM59 85L62 87L63 90L64 89L65 90L63 91L59 87ZM190 86L192 87L191 88V91H190V88H189ZM56 88H59L61 90L56 89ZM197 88L198 89L200 88V91H198ZM25 89H27V90H25ZM131 89H133V90H131ZM208 89H206L205 91H207ZM15 90H17V91H15ZM58 90L59 91H62L58 95L59 97H61V96L62 97L60 99H57L56 106L50 107V104H48V102L46 103V100L44 98L47 96L46 97V99H47L48 96H49V93L51 95V94H54L55 91H58ZM42 92H43L44 95L42 94ZM13 93L15 94V96L13 95ZM34 93H36V94H34ZM16 94H17V96H16ZM62 94L64 95V97L67 98V100H66V98L63 97ZM42 96H45V97H42ZM6 99H8V100H6ZM41 100L43 101L42 103H40ZM23 102H25V103H23ZM44 103H46V104L44 105ZM66 103H68V104H66ZM39 104L41 106L40 108L37 106ZM47 104H48V106H47ZM31 105H32V107H30ZM36 106H37V108H36ZM34 107L36 109H38V110H36ZM28 108L29 109L30 108L34 109L33 111L31 109V111L33 113L31 111H27V110H29ZM93 108H95V106L92 107V110L93 111L94 110H97L96 112L94 111L96 114H100L101 113V111H100V109L98 107H97L98 109H96V108L93 109ZM155 108H157L158 111ZM46 109H47V112H46ZM36 111H38V112H36ZM40 111H41V113H40ZM93 111H90V112L93 113ZM42 113H43V115H42ZM78 114H79V112H78ZM85 115H84V117L82 119H83V122H84L85 125H87V124L89 125V128L87 129L88 131L86 130L87 133H85V135L87 136L91 132H93L92 130L94 128L92 126L94 125V120L96 121V119H98V115H95L93 113L94 118L97 117L96 119H94L92 117V114H90V116L89 115H86L85 116ZM52 116H53V118H52ZM78 117H80V116L78 115ZM89 117H90V122H88L89 121ZM20 118H23V119L26 118L25 120L28 121V122L26 123L25 120H23L24 122H22V119H20ZM40 118L42 120L46 118L45 119L46 122L43 123V121ZM31 119H32V122H33L32 124L39 123L40 121H42V122H40V125L39 124H34V126L37 125L35 128H39V129H41V131L43 130L42 133L43 132H46V133H43L42 135H40L38 133L35 134V138H34L35 141L32 140L33 138H30L33 135L32 134L33 133V129H32L33 126H30L29 128L24 129V127L26 125L31 124L30 123ZM52 119H53V122L56 121V124H55V122H54V124L52 122H50V124H52V126L54 128H52L51 125H49L51 127L48 126L49 121H52ZM91 120H92V122H91ZM196 122L198 124H201L203 122V118L202 117H199V118H197V120L195 119L192 123L194 125H197ZM45 124H46L47 127H49V129L47 127L45 128ZM189 124L190 123H185L184 126L181 125L178 128V130L181 128L182 131L185 130V132H188L189 129H190L189 128L190 127ZM41 125H43V126H41ZM217 125H220V121L217 122L216 125L214 124V126H213L214 127V131L212 133L214 135H212V133H210L211 134L210 136H215L216 135L215 136L216 139L214 138L213 141H212V143L209 142L210 143V146H209V143H208L207 144L208 146L206 145L205 147H203L205 149H202L201 151L198 150L201 154L198 151H196V152H194V155L192 153L193 156H191V158H189V160H192L193 161V163L191 162V164H194L195 162H197V164L195 163V166L198 165L200 167L199 168L197 166L198 167V170L201 169V171L203 170V172H205V173H213V172H215V170H214L215 167H214V165H212L214 163H212V162H215V165H217L218 167H220L219 165L222 164L221 165V168L224 165L226 166V164L229 165V166L232 165V166H230V168L228 170L233 169V168H235V165L237 163L236 161L241 158V155L243 156V154H242V151L243 150L240 149L241 147L239 148V147L235 146L232 143V141L227 138V136H225V138H226L225 139L224 136H220V134H218V132L216 131V127L218 129H220V126H217ZM9 126H10V128H9ZM18 126L19 127L21 126L22 129L21 128H18ZM68 127H71V128H68ZM13 129L16 130V131H13ZM28 129H30V130L32 129L31 130L32 132L30 130H28ZM46 129H48L49 131H47ZM50 131H52L51 132L52 135L50 134ZM170 131H174V130H170ZM19 132L22 133V135L19 134ZM25 132H27L26 135H25ZM47 132H48V134H47ZM4 134H7L8 136L7 135H4ZM27 134L29 136H27ZM18 135H20V137ZM3 136L4 137L7 136L8 138L7 137L4 138ZM40 136H41V138H39ZM185 136H192V133H189L188 132V133L185 134ZM45 137L47 138V140H46ZM123 137L126 138L125 135H120V140H122ZM10 138L13 139V140H11ZM14 138H15V140H14ZM27 138H30L31 139V142H32L31 144H30L29 139L27 141ZM125 138H123V140ZM18 139L20 141H22V142L18 141ZM53 139L54 140H57V142L55 143ZM3 140H5V142H2ZM16 140H17V142H16ZM24 140H26V142H24ZM260 140H262V139H260ZM7 142H9L10 144L7 143ZM33 142H35V143H33ZM58 142L60 143L59 146H58V144H59ZM260 142L261 141L257 142L258 144H256V146L258 145L257 147H259V148H256V150H255V152L253 154V157H255L254 158V161L257 160V159H259L262 156L263 152H264V142H262V143H260ZM6 144H8V145H6ZM27 144L30 147V151H28V150L25 149L27 147H24ZM32 144H34L35 146H33ZM63 145H65V146H63ZM9 146H11V148ZM31 146L34 147V149L33 148L31 149ZM63 147L66 150H64ZM20 148L22 150H24V151L26 150V152L22 151ZM1 149H3V150H1ZM15 149H16V151H15ZM13 151H14V154H13ZM208 151H210V153ZM21 152H24L25 153V154L22 153L24 156L21 154ZM9 153H11V154H9ZM15 153H17L18 156ZM26 153H27V155H26ZM109 153L112 154V155L110 156ZM103 154L105 155L104 156L105 158L102 156ZM258 154H260V155L258 156ZM11 155H13V158H12ZM250 155H251V153H250ZM25 157H26V159H25ZM27 158L28 159L30 158L31 160L29 161ZM18 159H19V161H18ZM24 159H25V161H24ZM50 159H53V161H55V160L56 161L53 163V162H51L52 160H50ZM45 160H47L48 162L47 161L45 162ZM26 161L29 162V163L27 164ZM33 161H35V162H33ZM43 161L46 164H44ZM47 163L48 164L50 163L49 164L50 166ZM104 163H105V165H103ZM208 163H209V165H207ZM107 165L109 166V169L106 168ZM46 166H48L50 168H48V167L46 168ZM55 166H56V169H55ZM211 166H212V168H210ZM58 167H60V168H58ZM197 167H196L195 170H197ZM213 167H214V169H213ZM52 169L53 170L54 169L56 170V174H53L54 172H53ZM83 169H84V171H82ZM94 169H95V167L94 168H91V170H90V169H88V166H85V167H82L81 166V167L78 168L76 174L77 175H80V174L86 173L88 175V174L91 173L90 171H92V174H90V177H92V175H94V172L96 171ZM106 169H107V171H106ZM51 170H52V172H51ZM86 170L88 171V173H87ZM43 171H44V173H42ZM210 171H213V172H210ZM97 172H95V175L92 178H97V177L101 176V175L98 176V173ZM51 173H52L53 176L54 175L55 176L53 177L51 175ZM130 175H135V176L137 175L138 176V180H137V176L135 178V176H131L130 177ZM151 175L153 176V178L151 177ZM56 176L57 177L58 176H61V177L60 178H57ZM142 176H145V177H142ZM192 176H194V174H192ZM126 177H127V179H126ZM50 179H51V181H50ZM57 179H59L60 181L57 180ZM97 179L99 180V178H97ZM97 179H93V181L94 180L95 181H98ZM107 179H109V180H107ZM131 179L132 180L134 179L133 180L134 182L131 181ZM100 180H99V183H101ZM103 180H106L107 182H105ZM156 180H158V181H156ZM10 181H11V183H10ZM109 181H111L110 184H112V187L110 186ZM56 182L58 183L57 185L55 184ZM104 182L106 184H104ZM114 182H116V183H114ZM120 182L122 184L123 183L124 184L122 185ZM153 182H155V183H153ZM142 183H143V186H142ZM115 184H118V185H116V187H114L113 185H115ZM151 184H153L154 186H151ZM155 184H156V187H155ZM157 184H159V185H157ZM59 185H62V186L59 187ZM117 186H119V187H117ZM147 187H148V189L149 188L150 189L148 190ZM159 187H160L161 190L159 189ZM63 188H65V189H63ZM127 188H128L127 192L129 191L130 194L131 193L133 194V195L131 194V199H130L131 201L129 200L128 202H125V205H126V203L128 204L126 206V208L129 207V206L130 207L126 209L125 208V205H120V206H123V207H120L119 206L120 209L118 210V206H115V204L114 205L112 204V202H113L112 200L113 199H111L112 197H110V196H111V194H113V192L119 191L120 189L125 191V189H127ZM156 188H158V189H156ZM131 189H132V191L130 192ZM155 190H157V191H155ZM135 191H140L141 193L143 192L142 193L143 194V201L141 203L139 202V199H138V197L136 195L137 192H135ZM5 192H6V194H4ZM73 192L75 193L74 188H73ZM152 192H153V195H152ZM165 192H167V193H165ZM134 194L136 195V197H135ZM162 194H165V195L162 196ZM148 195H150V196H148ZM7 196H9V197H7ZM156 197H158V198H156ZM69 198H70V200H68ZM109 198H110V200L108 201ZM146 199H148V201ZM136 203L139 204V206H137ZM109 204H110V206H109ZM113 206H115V207H113ZM16 208H18V209H16ZM66 208L67 209H72L73 208V209L71 211L68 210V212L66 213V211H67ZM130 208H132V209H130ZM93 209L91 208V211ZM98 209L100 211H102V214H101V212ZM132 210H133L134 213L132 212ZM22 211H24V212H22ZM72 211H73V213H70ZM136 211H139V212L137 213ZM144 211H146V212H144ZM55 212H56L57 215L55 214ZM86 212H85V214H86ZM130 212H132L131 213L132 214L131 216H130ZM58 213H60V215ZM80 213H82V215ZM69 214H72V216L69 215ZM153 214H160L162 217L161 216H158V215H154L153 216ZM62 215H64L66 218L64 216H62ZM136 215H137V217H136ZM138 215L139 216L142 215V216H140L142 218H145V217H147V218L146 219H142V218L139 217L140 218V222H139L138 221V219H139L138 218ZM143 215H144V217H143ZM133 216H135V217H133ZM169 216H170V214L168 215V218H169ZM103 217H105V218H103ZM132 217H133V220H132ZM190 218H192V216L191 217H188L186 219L187 220V223H191L192 221H194L193 218L192 219H190ZM73 219H74V221H73ZM150 219H152V221ZM205 219H206V217H203V219H201V221H202L201 223L202 224L204 223L203 226H205L204 227V230L205 229L207 230L206 233L207 232H208V234L210 233L209 235L207 234V236H210L211 237L212 232H210V231H213V230L216 231V233L213 232V234L216 235L217 234V229H215L216 226L214 224H212L213 221H211V220L208 221L209 219H206L209 222V224H208V222ZM119 221H121V222H119ZM116 222L117 223L119 222V224H116ZM47 224H49V225H47ZM121 224H123V225H121ZM2 225H4V226H2ZM65 225L66 226L68 225V226L66 227ZM49 226H52V227H49ZM53 226H55V228ZM63 226H64V228H63ZM107 226H108V228H107ZM209 226L210 227L213 226V227L210 228ZM75 227H76V230H74ZM77 227H78V229H77ZM82 227H83V229H82ZM206 227L210 228L211 230L210 229L208 230V228H206ZM37 228H39V229H37ZM79 229H80V231H79ZM28 230H30V231H28ZM48 230H49V232H48ZM13 232H14V234H13ZM29 232H31V233H29ZM38 232H39V234H38ZM71 232H73V233H71ZM22 234H24V235H22ZM92 234H94V235H92ZM213 234H212V236H214ZM40 235H42V236H40ZM84 235L85 236H88L89 239L86 238V237H84ZM92 236H95L97 239L95 237H92ZM9 238H10V240H9ZM44 238L47 239V240H44ZM84 238L88 239V242H91V240H93L94 242L96 241V244H97V245L95 244L96 246L94 245L93 247H91L92 249L90 248L89 250H87L90 253L89 255H91V256L88 255L89 257L88 256H82V253H81V252H83V251H81L82 248L83 249L87 248L86 246H84L85 244L82 245L84 243L83 240L86 242V239H84ZM247 238H249V237L246 236V238L244 237L242 239L243 240L245 239L247 241L248 240ZM30 239H32V240H30ZM242 239L240 240V241H242L240 243L241 244H244L245 240L243 242ZM38 240H39V242H38ZM3 241H4V243H3ZM53 241H54V243H53ZM80 241H82L83 243L80 242ZM24 242H26V243H24ZM28 242H30V243H28ZM77 242H79V243H77ZM16 243H18V244H16ZM80 243H82V244L80 245ZM98 244L100 245V247H99ZM72 245H73V247H72ZM218 245H220L218 247L221 248L222 242H221V244L219 242ZM13 246H15V247H13ZM240 246H242V245H240ZM28 247L30 248V250H29ZM33 248H34V250H33ZM3 249H4V251H2ZM47 249H48L49 252H47ZM35 251H36L37 254L35 253ZM95 253H97V255ZM100 254H104L103 256L101 255V258L102 257H105V258H103V259L99 258L100 257L99 256ZM1 257H3V258H1ZM28 259H29V261H28ZM101 260H102V262H101ZM245 264H246V262H245Z\"/></svg>",
  "mask_w": 264,
  "mask_h": 264
}]
</instances>
